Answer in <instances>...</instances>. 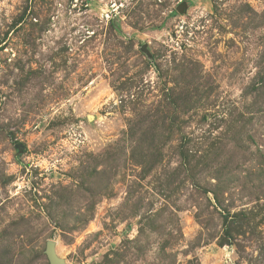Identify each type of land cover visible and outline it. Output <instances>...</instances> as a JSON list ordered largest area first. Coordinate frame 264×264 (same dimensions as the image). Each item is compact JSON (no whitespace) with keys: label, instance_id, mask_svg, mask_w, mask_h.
<instances>
[{"label":"rangeland","instance_id":"obj_1","mask_svg":"<svg viewBox=\"0 0 264 264\" xmlns=\"http://www.w3.org/2000/svg\"><path fill=\"white\" fill-rule=\"evenodd\" d=\"M264 264V0H0V264Z\"/></svg>","mask_w":264,"mask_h":264},{"label":"water","instance_id":"obj_2","mask_svg":"<svg viewBox=\"0 0 264 264\" xmlns=\"http://www.w3.org/2000/svg\"><path fill=\"white\" fill-rule=\"evenodd\" d=\"M45 257L48 264H65L64 261L58 258L55 254V243L53 241H47L44 249Z\"/></svg>","mask_w":264,"mask_h":264}]
</instances>
